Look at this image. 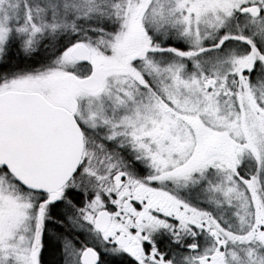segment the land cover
<instances>
[{"label":"snow or ice","instance_id":"6c2138e0","mask_svg":"<svg viewBox=\"0 0 264 264\" xmlns=\"http://www.w3.org/2000/svg\"><path fill=\"white\" fill-rule=\"evenodd\" d=\"M0 264H264V0H0Z\"/></svg>","mask_w":264,"mask_h":264}]
</instances>
